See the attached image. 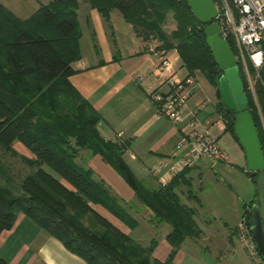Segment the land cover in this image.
Here are the masks:
<instances>
[{"label":"trees","instance_id":"obj_1","mask_svg":"<svg viewBox=\"0 0 264 264\" xmlns=\"http://www.w3.org/2000/svg\"><path fill=\"white\" fill-rule=\"evenodd\" d=\"M87 2L105 19L109 11L118 12L142 39L152 38L164 50L173 48L187 73L185 78L200 73L215 90L216 113L224 132L238 145L233 133L235 114L223 106L218 90L221 72L206 46L203 26L194 19L186 1ZM75 8L76 0H52L38 5L21 20L0 4V150L16 157L10 146L17 142L31 157H20L19 161L32 170L13 189L0 169V177H5L6 183L0 185V233L10 230L16 216L22 215L85 264H171L184 239L195 240L201 235L193 220L195 209L182 204L176 193L183 189L185 199L199 206L188 178L189 169L185 167L168 183L148 189L124 163L123 147L99 136L95 128L99 115L67 81L73 73L69 65L79 55L80 31ZM166 20L173 24V29L165 28ZM227 42L234 54L232 43L229 39ZM262 49L264 55V44ZM247 72L254 73L249 66ZM238 74L264 156V57L254 84L259 111L247 93L239 65ZM78 149L98 156L108 165L151 214L155 225H168L164 239L170 250L163 262L151 256L155 240L142 247L91 209L90 206H98L129 230L136 227V222L107 188L93 180L89 170L74 163ZM246 174L255 183L260 172ZM251 205L258 207L264 233V213L261 215L255 197L243 211L241 220L249 231ZM82 218L87 219V225ZM0 264L8 263L0 258Z\"/></svg>","mask_w":264,"mask_h":264},{"label":"crops","instance_id":"obj_2","mask_svg":"<svg viewBox=\"0 0 264 264\" xmlns=\"http://www.w3.org/2000/svg\"><path fill=\"white\" fill-rule=\"evenodd\" d=\"M75 15L80 31L79 55L69 65L73 73L67 78L68 83L99 115L100 121L95 127L99 136L104 141L123 147L122 159L135 178L148 189L168 183L185 168L182 163L186 159V148L176 150L175 147L179 138L186 134V129L183 123L173 124L161 116L159 105L152 100L153 93L163 94L167 89L165 77H157L154 73L156 51L160 44L152 38L142 39L138 36L115 10L109 11L107 18H103L89 6L87 0H76ZM165 28L173 29V24L166 20ZM166 54L171 61L170 71L178 79H185L187 73L175 50H166ZM188 77L192 83L187 87L188 99L181 111L182 115L193 112L199 126L207 131L209 138L222 152H225V142H228L230 149L245 164L243 151L224 132L223 123L216 113L215 90L198 72ZM222 163H227L226 155ZM87 165L93 167L94 173L115 197L135 208L137 214H142L148 220L156 242L151 256L163 262L170 250L164 239L169 227L164 229L165 224H151V214L99 158H90ZM219 165L212 166L205 158H201L186 167L189 169L191 189H199L205 181L212 180L211 174H215L213 169ZM159 178L164 184L159 182ZM176 193L182 204L195 209L193 220L201 230V235L195 240L184 239L171 264H202L197 256L200 249L197 243L204 237L200 226H209L211 221L202 216L201 203L195 206L188 202L182 194L183 189H178ZM194 194L199 200L197 193ZM209 238L213 236L206 240ZM8 247L12 249L7 250ZM0 258L8 264H85L21 215L16 216L10 230L0 233Z\"/></svg>","mask_w":264,"mask_h":264},{"label":"rangeland","instance_id":"obj_3","mask_svg":"<svg viewBox=\"0 0 264 264\" xmlns=\"http://www.w3.org/2000/svg\"><path fill=\"white\" fill-rule=\"evenodd\" d=\"M50 1L52 0H0V4L17 18L25 19L34 12L38 5H45ZM248 75L249 85L246 82L247 93H249L253 104L257 111H259L256 95L254 93V84L256 83V81H253L254 73H248ZM262 129L264 134L263 124ZM18 145L19 144L16 142H12L10 146L16 153V157L5 154L0 150V169L3 171V176L9 180V186L13 189L20 184L24 177L32 173L30 168L19 161L20 157H24L25 159H31V157ZM225 146L226 150L224 153L227 156V163H215L214 165L219 163L220 165L213 169L215 173L214 175L211 174L213 179L205 181L199 189H192L193 193H197L200 200L204 212L202 216H205L204 219L207 218L211 221V225L209 226H200L205 238L202 237L197 243L200 246L197 256L201 259L202 264H251L249 257L238 242L236 232L241 222L243 211L248 207L253 197H255L258 202L262 213L261 215L264 213V175L260 172V174L255 177V183H253L251 178L246 174V167L242 159L239 157L237 158V153L235 154L233 150L230 149L228 142H225ZM93 157L99 158L98 156L89 155L83 149H78L74 163L85 170H89L92 174V179L101 182L104 185L103 187L107 188L109 194L118 200L119 206L136 222V227L133 230H129L100 207L90 206L91 209L106 221L109 220V222L115 226L114 227L110 223L114 228H118L117 230L125 234L138 245L142 247L148 246L149 241L153 239L148 220H145L142 214H137L135 208L118 199L111 193L101 178L94 173L93 167L87 165V161ZM99 160L103 165L109 167L103 163L100 158ZM43 169L51 174L47 168L43 167ZM5 177H0V185H6L4 182ZM63 186L67 188L66 185L63 184ZM81 220L83 224L87 225L86 218H82ZM198 221L200 223L202 222L201 220ZM150 222L154 224L152 221ZM167 226V224L163 225L164 229H166ZM213 232L215 235H213ZM209 236H213V238L206 240ZM10 249H12V247L7 248V250Z\"/></svg>","mask_w":264,"mask_h":264},{"label":"built area","instance_id":"obj_4","mask_svg":"<svg viewBox=\"0 0 264 264\" xmlns=\"http://www.w3.org/2000/svg\"><path fill=\"white\" fill-rule=\"evenodd\" d=\"M213 5L217 12L216 21L220 27L221 38L226 41L229 39L232 43L233 56L241 67L246 82L249 85L247 66L254 71L253 81H257L264 57V0H216ZM156 56L154 73L157 77H165L167 89L163 94L153 93L152 100L159 105L161 116L173 124H184L186 134L179 138L175 147L176 150L186 148L183 167H190L201 158H205L211 165L224 162V153L209 138L207 131L199 126L194 113L188 112L185 116L181 113L188 99L187 87L191 85V79L181 80L174 76L170 71L171 61L166 50L158 47ZM159 179L164 184L162 178ZM236 237L251 264H264L242 220L237 227Z\"/></svg>","mask_w":264,"mask_h":264},{"label":"water","instance_id":"obj_5","mask_svg":"<svg viewBox=\"0 0 264 264\" xmlns=\"http://www.w3.org/2000/svg\"><path fill=\"white\" fill-rule=\"evenodd\" d=\"M194 19L203 26L202 34L217 69L221 72L217 80L223 106L235 114L233 133L241 147L247 172H264V156L261 151L254 124L247 112V100L238 74V65L228 42L221 38L216 21V8L210 0H184ZM251 225L249 234L256 252L264 261V233L260 224L259 210L250 207Z\"/></svg>","mask_w":264,"mask_h":264}]
</instances>
